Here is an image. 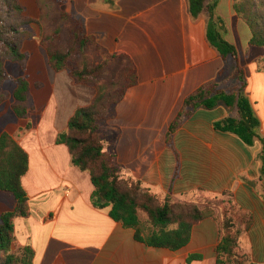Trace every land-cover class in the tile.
I'll list each match as a JSON object with an SVG mask.
<instances>
[{
  "label": "crops",
  "instance_id": "obj_1",
  "mask_svg": "<svg viewBox=\"0 0 264 264\" xmlns=\"http://www.w3.org/2000/svg\"><path fill=\"white\" fill-rule=\"evenodd\" d=\"M64 1L102 54L126 56L137 74V84L113 105L99 127L105 150L120 172L177 200L232 202L241 208V219L243 215L252 219L248 230L239 221L241 254L247 263L264 264V180L257 159L261 142L248 146L239 137L216 130L215 122L229 115L222 105L200 108L186 119L174 135V150L166 142L169 127L189 95L220 80L227 69L235 75V64L233 68L228 64L232 58L223 59L208 40V11L193 16L190 0ZM215 1L227 40L240 49L243 37L249 46L251 34L244 35L249 28L237 17L234 0L205 4ZM27 6L31 8L27 13L37 18L36 1ZM251 49L259 53L258 47ZM23 52L29 56L28 115L19 118L12 109L15 80L4 82L3 89L11 95L0 105V136L9 133L29 156L22 184L29 196L30 216L15 220L17 245L34 248V264H178L183 253L176 258L166 250L147 247L136 241L132 229L110 217V207L92 204L95 187L89 173L73 165L68 148L56 141L75 111L91 104L96 90L78 84L67 71H53L38 34L24 43ZM247 66L246 94L264 137V73L255 60ZM256 181L262 189L250 185ZM16 206L14 195L0 190V216ZM220 238L217 210L215 217L193 228L187 251L200 252L203 259L191 264H216Z\"/></svg>",
  "mask_w": 264,
  "mask_h": 264
},
{
  "label": "trees",
  "instance_id": "obj_2",
  "mask_svg": "<svg viewBox=\"0 0 264 264\" xmlns=\"http://www.w3.org/2000/svg\"><path fill=\"white\" fill-rule=\"evenodd\" d=\"M50 1L56 3V0ZM206 1L208 0H190V11L193 16H198L205 9L208 11V40L223 59H234L237 84L233 90H228L222 82L214 80L189 95L169 127L167 146L174 150L175 133L196 110H212L222 105L229 115L215 122V129L239 137L248 146H253L257 141L261 142L260 179L264 180V137L259 132L261 121L246 94V73L240 64L236 46L226 39L224 20L215 14L216 1L209 5L205 4ZM45 3L44 0H38L41 16L38 20H33L25 15V9L19 0H0V105L9 98L2 90L3 82L10 78L3 60L19 63L22 67L26 65L27 55L22 51L23 44L33 38L29 25L37 22L42 28V44L51 69L55 72L67 70L77 83L91 85L97 91L89 106L79 107L75 111L67 129L59 133L56 140L58 144L68 148L73 165L89 173L95 187L91 197L92 204L101 209L110 207V217L124 228L133 229L136 241L148 247L166 248L171 251L184 248L191 241L195 224L214 216V211L208 208L211 201L205 205L206 209L201 210L195 206H180L182 212L174 215L176 205L169 199L160 200L143 188L141 183L129 185L121 179L112 165L111 156L105 151L99 126L101 121L109 116L111 107L119 103L127 90L137 84L134 66L124 55H114L111 59L95 63L86 51L87 44L94 40L87 37L83 26H77L76 22L71 31L75 37L73 43L67 51L61 50L55 44L54 36L64 31L61 27L64 21L72 23L71 16L57 9L58 26L48 32L44 27L53 17L47 12L49 5ZM234 11L251 30L250 44L264 48V0H234ZM46 41L49 43L46 44ZM77 52L80 53L81 62L76 65L73 55ZM112 60L118 64L127 61V67L122 70L120 79L107 82L101 76L111 66ZM260 63L264 66V57ZM127 78L129 81L122 83ZM16 82L15 103L12 109L17 117L26 118L30 84L24 77H19ZM28 169V154L9 133H2L0 190L12 193L17 206L14 211L5 212L0 216V264H34V248L31 245H17L15 230L17 218L30 216L29 196L22 184V178ZM223 203L225 206L221 214V238L216 247V264H257L247 263L239 245L242 234L239 221H242L245 230H248L252 219L248 215H243L241 219L238 206L226 200H223ZM140 214L145 215V220L141 219ZM173 224H176L175 228H171ZM202 259V254L194 253L188 256L186 262L191 264Z\"/></svg>",
  "mask_w": 264,
  "mask_h": 264
},
{
  "label": "rangeland",
  "instance_id": "obj_3",
  "mask_svg": "<svg viewBox=\"0 0 264 264\" xmlns=\"http://www.w3.org/2000/svg\"><path fill=\"white\" fill-rule=\"evenodd\" d=\"M20 3L22 4V2L26 3L28 5V2H31V0H19ZM36 1V8L34 7V9L36 10L37 9V13H38V17L37 18H33L31 17L28 13H27V9L28 11H31V8L30 6L28 7L27 5H23L22 6L24 7L25 9V15L33 20H38L41 16V10L39 8V5H38V0H35ZM44 2H46L45 4L49 5V7L46 8L47 12L51 13L52 14V17L50 22L49 23H46L45 24V29L48 30V32H50L51 30H55L58 26V23H59V16L57 14V9H59L60 11H63V12H66L68 14H70L71 16V20H72V23L69 22V21H64L63 24H62V28H64V31L62 33H60L59 35L57 34L56 36H54L55 38V44L61 49V50H64V51H67L71 44L73 43V38L74 37V34L71 32L72 31V28L73 26L75 25V22L77 23V26L79 25H82L83 28H84V25L82 24V22L76 18L73 13L71 12V10L67 7L66 5V2L64 0H56V3L54 1H50V0H44ZM47 2H50V3H47ZM54 3V4H53ZM53 4V5H52ZM55 5V6H54ZM236 13V12H235ZM237 15V13H236ZM237 17L239 19H241L238 15ZM242 20V19H241ZM243 21V20H242ZM225 22V21H224ZM244 22V21H243ZM245 23V22H244ZM246 24V23H245ZM247 25V24H246ZM248 26V25H247ZM78 28V27H77ZM249 28V27H248ZM41 25L38 24L37 22H34V23H31L29 25V30L33 33V38L38 34L39 35V39H40V43H41V47H42V50L43 52H45L46 56H47V52L45 50V48L43 47V44H42V39H41ZM79 29V28H78ZM84 32H85V28H84ZM247 33L244 35H247L249 32L251 34V30L249 29L248 31H246ZM85 35L88 37V35L86 34L85 32ZM225 35H226V28H225ZM252 35V34H251ZM85 36V37H86ZM89 37H92L94 42H90L87 44L86 46V51L88 53V55L92 58V60L95 62V63H101L103 62L104 60H108V59H111L112 56H104L101 52V48L99 47L96 39L93 37V36H89ZM32 38V39H33ZM32 39L28 40V41H31ZM227 39V38H226ZM27 42V41H26ZM49 41H46V44H48ZM241 44L240 45V49H237L238 50V53H239V57H240V64L242 66V68L245 70V73L247 74V64L250 63L251 61H257V67L258 69L264 73V66L260 63V61L263 59L264 56H260L261 52H264V48L262 47H258L259 49H256L258 50V54H253L252 53V46L249 42V46L246 47V43H247V40L245 38L242 37V41L240 42ZM24 45V44H23ZM243 47V48H242ZM256 47V46H255ZM22 51H23V48H22ZM27 55V54H26ZM255 56H258V59H256ZM48 58V56H47ZM1 59V58H0ZM28 61H29V56L27 55V62H26V65L24 67H22L19 63H16V62H12L10 60H3V65H4V68L5 70L7 71V73L9 74L10 78L7 79V80H16L19 78V77H24L27 79L26 75H25V71H26V67H27V64H28ZM73 61L77 64H79L81 62V56H80V53H75L73 55ZM228 64H230L229 67H234V64H235V61L234 59L232 58L231 61H228ZM111 66L106 69V73L103 74L101 76V78H103L104 80H106L107 82H113L117 79H120V76L122 74V70L125 69L127 67V61H124L122 63H117L116 61L112 60ZM13 66L14 68L16 67V71L13 69ZM231 68V69H232ZM64 71H67V70H64ZM19 72V73H18ZM68 72V71H67ZM233 72V71H232ZM69 73V72H68ZM18 75V76H17ZM71 76V75H70ZM72 77V76H71ZM235 78V75L234 77L231 76L229 74V70L227 69L224 73V75L222 76V78L218 81L222 82L223 83V86L228 89V90H233L234 89V86L237 84V80L234 79ZM28 80V79H27ZM75 80V79H74ZM6 81V80H5ZM4 81V82H5ZM128 78L126 79V81H122V83L124 82H128ZM3 82V84H4ZM29 82V80H28ZM3 84H2V90L4 92H6L9 97L11 95V93H9V91H6L3 89ZM17 84V82H16ZM30 84V83H29ZM78 84H82V83H78ZM83 85H86V86H89V87H92L96 90L95 87L91 86V85H87V84H83ZM41 85L40 84H37V87L39 88ZM97 93V91H96ZM96 96V95H95ZM95 98V97H94ZM9 99V98H8ZM93 101V100H92ZM92 103V102H91ZM3 104V103H2ZM1 104V105H2ZM89 106V105H88ZM85 107V106H84ZM113 107V106H112ZM111 107V108H112ZM110 113H111V109H110ZM229 113V112H228ZM110 116V114H109ZM108 116V117H109ZM108 117L106 119H108ZM105 119V120H106ZM104 121V120H103ZM102 122V121H101ZM100 127V126H99ZM100 133V131H99ZM100 136L104 142V146H105V141H104V138L102 136V134L100 133ZM174 141V140H173ZM106 151V150H105ZM107 152V151H106ZM261 152V151H260ZM259 152V154H260ZM108 153V152H107ZM109 154V153H108ZM259 154L257 155V159L259 160ZM110 155V154H109ZM111 158H112V165L116 168V170L118 171V173L120 174L121 176V179L125 182H127L129 185L131 184H135V183H141V186L143 188H146L147 190H149V192L153 195H155L156 197H158L160 200L162 199H169L171 201L172 204H175L176 206L174 207V212L173 214H179L182 212V208H180V206H187V207H191V206H195L197 207L198 209H206L205 208V205L207 204L208 201H211V204L208 206L209 209L213 210L214 211V216H216V212L217 210H220V213L222 214V208L225 206V203H223L222 200H217V199H210V198H207L200 201L199 198L198 199H193V200H187V199H181V200H177V199H174L170 196H167V195H163L162 193H159V192H156L154 190H152L151 188L145 186L143 184V182H141L140 180H132V179H127L125 178V176L120 172V170L118 169V167L114 164L113 162V157L112 155H110ZM260 182L256 181V182H253V183H250L251 186H253L255 189H262L261 186H259ZM215 203V204H214ZM239 208V207H238ZM239 215L241 217V208H239ZM140 217L142 220H145V215L144 214H140ZM211 218V217H209ZM200 223V222H199ZM199 223L195 224L198 225ZM252 223V222H251ZM194 226V227H195ZM176 227V224H173L171 226V228H175ZM133 230V229H132ZM134 231V230H133ZM193 233V231H192ZM134 234H135V231H134ZM192 239V238H191ZM191 242V241H190ZM143 244V243H142ZM145 245V244H144ZM188 246V245H187ZM187 246H185L184 248L180 249V250H177V251H171L169 249H166V248H154V249H160V250H166L168 255L169 256H172V257H178V256H181V253H183V255L181 256L182 258H179V263L178 264H187L186 260L188 258V256L190 254H194V253H189L188 254V248ZM148 247V246H147ZM153 248V247H152ZM166 251H163V252H166ZM195 253H200V252H195ZM202 254V253H200ZM211 253L208 252L207 255H210ZM159 264H164L163 261H160Z\"/></svg>",
  "mask_w": 264,
  "mask_h": 264
}]
</instances>
